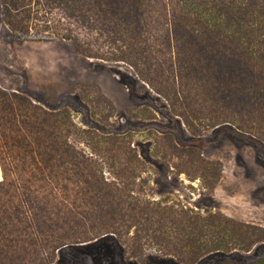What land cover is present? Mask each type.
I'll return each mask as SVG.
<instances>
[{"label": "trees", "instance_id": "1", "mask_svg": "<svg viewBox=\"0 0 264 264\" xmlns=\"http://www.w3.org/2000/svg\"><path fill=\"white\" fill-rule=\"evenodd\" d=\"M253 2L0 0V17L20 43L72 39L61 25L50 22L57 14L87 34L94 33L108 46L105 52L93 55L79 41L73 42L74 49L129 64L198 134L226 122L246 130L256 115L264 118V50L253 48L262 44L253 37L260 20ZM263 7L261 3L258 10ZM153 23L158 34L149 44L147 33ZM70 87L91 105L93 117L107 122L115 112L98 87L77 81ZM0 104V264H45L69 245V233H62L56 224L62 209L71 208L77 179L93 184L103 198L97 206L103 217L95 228L119 233L123 226L134 224L149 223L146 230L153 227V217L137 209V202L128 200L129 193L120 186L145 170L131 146L129 131L82 127L72 117L68 98L49 104L28 90L0 88ZM176 150L209 189L216 185L220 161L193 158L185 148ZM206 224L215 236L209 250L212 256L204 264H241L220 253L250 251L264 241V227L259 225L221 214L210 215ZM189 226L177 225L173 230L177 236L187 234L198 249ZM258 263L264 264V257Z\"/></svg>", "mask_w": 264, "mask_h": 264}, {"label": "rangeland", "instance_id": "2", "mask_svg": "<svg viewBox=\"0 0 264 264\" xmlns=\"http://www.w3.org/2000/svg\"><path fill=\"white\" fill-rule=\"evenodd\" d=\"M261 3L264 6L262 0L252 5L260 19L253 37L255 42L257 38L262 42L261 47L255 44L253 48L264 50V7L258 10ZM51 20L55 26L61 25L63 32L72 34V39L20 43L0 17V88L28 90L49 104L68 98L72 117L82 127L129 131L131 146L145 170L120 186L129 193L128 200L137 202V209L153 217V227L146 230L149 223L134 224L123 226L119 233L95 228L103 217L97 207L103 198L93 184L77 179L72 185L71 208L62 209L56 224L62 233H69V245L57 250L54 259L45 264H204L212 256L209 250L215 236L206 224L210 215L221 214L264 227L262 116L252 118L246 124L247 131L226 122L193 134L182 118L173 114L168 101L141 80L129 64L89 57L73 47V42L79 41L91 54H100L108 49L103 39L97 40L94 33L87 34L58 14ZM157 31L156 23L149 25V44ZM76 81L98 87L99 93L111 100L115 112L107 122L93 117L91 105L81 92L71 89V82ZM179 147L188 149L193 158L222 163L220 179L212 189L177 156ZM184 224L190 225L187 228L198 249L190 244L187 234L177 236L173 230ZM220 254L241 264H263L258 260L264 257V241L254 244L250 251Z\"/></svg>", "mask_w": 264, "mask_h": 264}]
</instances>
